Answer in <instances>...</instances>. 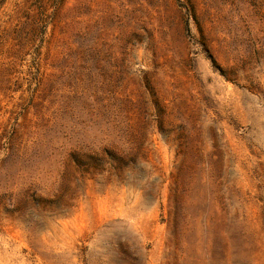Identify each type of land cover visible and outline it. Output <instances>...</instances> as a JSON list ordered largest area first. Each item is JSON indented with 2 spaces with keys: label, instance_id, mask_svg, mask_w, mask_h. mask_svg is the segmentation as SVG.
<instances>
[{
  "label": "rangeland",
  "instance_id": "1",
  "mask_svg": "<svg viewBox=\"0 0 264 264\" xmlns=\"http://www.w3.org/2000/svg\"><path fill=\"white\" fill-rule=\"evenodd\" d=\"M25 1L0 0V264H264V0H45L35 44Z\"/></svg>",
  "mask_w": 264,
  "mask_h": 264
},
{
  "label": "trees",
  "instance_id": "2",
  "mask_svg": "<svg viewBox=\"0 0 264 264\" xmlns=\"http://www.w3.org/2000/svg\"><path fill=\"white\" fill-rule=\"evenodd\" d=\"M44 1L45 0H26L25 1L24 6H26L27 8L26 9L27 19L29 20V23L31 22L30 32H31V36H32L31 40H33V44L36 43L37 38L39 37L41 38L43 35V24H44L43 15L45 11ZM33 3H35L34 6H32ZM31 9L33 12H30Z\"/></svg>",
  "mask_w": 264,
  "mask_h": 264
}]
</instances>
